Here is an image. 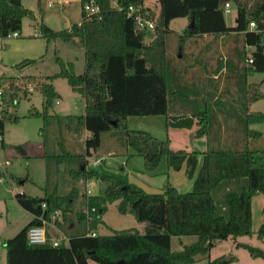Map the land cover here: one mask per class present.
<instances>
[{
	"label": "trees",
	"instance_id": "1",
	"mask_svg": "<svg viewBox=\"0 0 264 264\" xmlns=\"http://www.w3.org/2000/svg\"><path fill=\"white\" fill-rule=\"evenodd\" d=\"M89 3L99 7V14L86 16L83 7ZM157 3L160 12L154 19L153 13L143 8L144 0H80L81 21L56 32L43 23L41 12L35 14L25 8L21 0H0V39L9 33H20L23 19L28 18L39 27L45 39H58L84 51L81 74H75L72 62L56 57L57 74L40 77L39 80L32 76L23 77L22 86L7 85L1 96V139L5 124L18 121L17 116L7 112L8 107L15 108L18 103L17 91H22L23 96L28 95V86L40 91L41 112L31 108L28 114L42 118L45 127L58 98L52 82L56 78L65 79L70 89L84 102V113L78 121L89 136L84 140L85 154L73 155L61 146L58 161L63 158L75 162L77 167L72 175L85 182L95 178L105 183L104 196L89 197L87 202L89 208H96L97 214L92 216L97 220L106 211L98 209V203L117 201L121 214L131 213L136 222L143 225L141 232L124 229L111 235L96 234L92 237L86 233L69 237L68 245L54 248L48 242L38 246L27 245V229L37 223L33 218L15 236L6 240L3 264H192L199 257H205L216 242L253 235L251 204L255 196L264 195V151L220 152L207 149L201 154L173 151L169 148L168 139L161 141L151 133L130 130L126 121L129 117L164 116L168 112L166 37L170 32L168 25L174 19L185 18L188 25L192 22L190 29L188 26L184 28L182 37L209 35L218 38L241 33L244 46L251 50L250 56H245V75L260 73L264 80V0H157ZM226 3L236 14L233 28L225 24L223 7ZM129 7L139 9L142 15L153 20L155 31L140 29L134 18H128ZM250 23L255 25L253 30ZM27 64L23 61L17 67ZM258 86L256 84L254 94L249 96V104L264 98L257 92ZM244 119L246 135L260 136L259 132L254 133L248 127L264 123V112L247 111ZM166 121L167 128L191 130L195 127L196 139L208 135L206 111ZM114 130L124 132L126 147L143 159L147 172L159 167L163 159L167 168L175 172L185 165V175L193 179L191 190L181 194L166 181L162 193L150 194L119 175L87 169V158L99 149L101 135ZM240 179H245L246 186L240 191L226 192V215L221 216L212 192L224 181ZM74 195L73 190L64 195L46 194L43 197L22 193L15 194L14 199L33 217L41 214L43 202L47 205L46 216L59 210L57 227L61 229L67 221L66 215ZM79 220L87 224L93 222L92 218L89 221L87 213H81ZM186 236L195 237V241L182 246L180 251L171 250L172 237ZM259 237H264V228ZM237 247L246 249L254 259H264L261 249L246 244ZM231 261L218 258L205 264H228Z\"/></svg>",
	"mask_w": 264,
	"mask_h": 264
},
{
	"label": "rangeland",
	"instance_id": "2",
	"mask_svg": "<svg viewBox=\"0 0 264 264\" xmlns=\"http://www.w3.org/2000/svg\"><path fill=\"white\" fill-rule=\"evenodd\" d=\"M21 3L35 14L41 12L43 23L56 32L81 21L80 0H21ZM145 7L158 8L157 0H145ZM235 17L234 10L224 14L226 27H234ZM184 27L182 19L172 20L170 32L166 37L169 66L166 74L167 114L129 117L126 121L127 128L151 133L161 141L168 139L169 148L173 151L198 154L207 149L220 152H239L246 149L254 152L264 151V123L248 127L250 131L260 132V136L255 138L246 135L245 113L264 112V98L257 99L251 102L252 104L248 101L249 96L254 94L256 84L259 85L257 92L264 95V80L263 74L260 73L245 75L247 66L245 56L249 57L251 50L244 46L243 35L230 33L222 40L209 35L182 37ZM18 34L17 38L0 40L2 90L10 83L21 85L24 82L23 77L32 76L39 80L40 77L57 74L59 66L56 57L72 63L80 59V49L58 39H45L39 27L28 18L23 19L21 32ZM23 61H27L28 64L22 68L17 67ZM74 72L80 74L81 70L76 68ZM52 85L58 98L45 127L42 118L28 114L31 108L38 112L42 109V95L34 86L33 91L28 92L27 96H23L22 91H17V105L15 108L7 109L8 113L12 112L18 117V121L5 124L4 146H0V239L6 241L12 238L28 224V215L19 207L13 196L14 192L18 191L38 197L46 194L64 195L75 191L66 215L67 221L59 229L60 235L68 238L88 232H95L98 236L111 235L123 229L136 228L139 225L134 216L131 213L121 214L117 209V201L105 203L101 201L98 203V209L100 207L106 210L101 218L97 220L92 216L91 224L80 222L81 213L89 212L87 203L89 197H103L106 185L94 178L89 180L90 184L85 188L86 183L83 179L69 175L71 169L76 170L75 162L63 158H59L58 161L60 147H65V144L67 147L70 146L68 149L72 151L71 154H84V141L78 138L84 133L83 126L78 121L84 109L82 98L70 89L65 79L56 78ZM203 111L207 112L209 131L202 139L194 138L195 127L191 130L167 128V119L191 116ZM223 128L235 133L231 136V141L228 138L223 141L218 135ZM67 131L74 136L77 135L76 141H68ZM124 140V132L120 130L102 134L99 149L95 153L92 152L91 158L88 159L92 163L98 157L95 154H102L106 159L101 167L89 169L119 175L129 184L145 189L150 194L162 193L166 181H170L181 194L191 190L193 179L185 175V165L180 171L175 172L167 168L163 159L159 167L147 172L143 159L133 155V151L126 147ZM19 146L24 155L17 149ZM42 147L46 153L44 157ZM124 148L127 149V154ZM111 150L121 152L117 155L103 154ZM201 159L200 157V164ZM21 181L24 183L19 186ZM148 182H151L152 186L146 185ZM245 186V179L236 182L224 181L212 192L217 212L221 216L226 215L224 205L226 192L240 191ZM251 211L253 230L251 237L245 236L236 240L228 238L216 242L205 257H199L198 261L192 264H205L208 260L218 258L232 259L228 264H264V259H254L246 249L237 247L246 244L264 251V237H259L264 228L263 194H258L252 199ZM70 225L73 227L70 228ZM194 241L193 236L172 237L171 250L180 251L183 245ZM4 254V249H1L0 262L4 261Z\"/></svg>",
	"mask_w": 264,
	"mask_h": 264
},
{
	"label": "built area",
	"instance_id": "3",
	"mask_svg": "<svg viewBox=\"0 0 264 264\" xmlns=\"http://www.w3.org/2000/svg\"><path fill=\"white\" fill-rule=\"evenodd\" d=\"M224 14H229L232 12L231 6L229 3H226L223 7ZM83 11L86 14V16H92L99 14V7L96 6L93 3H89L84 5ZM128 18H134V21L136 22L137 26L140 29H145L148 32H154L156 24L153 20L148 19L146 16L142 15L140 13L139 9H135L133 7H129L126 13ZM250 29L253 30L255 25L253 23H250L249 25ZM19 35L16 32L7 34L3 39H10V38H17ZM2 89H0V112L2 110ZM33 88L32 86L28 87V92H32ZM1 136H0V144H1ZM7 164V163H6ZM88 166H91V168H94L98 166L100 163L99 161H96L94 163H87ZM89 193V192H88ZM15 194H22L21 191L14 192L13 196ZM41 214L34 216L33 218L36 220V225H33L27 229L26 232V243L28 246H38L46 244L47 242L50 243V245L54 248L60 247L61 244L68 245V237L64 235H60L59 228L57 227V222L60 220V212L59 210H54L48 216L45 215V211L47 209V205L45 202L41 203ZM97 210L96 208L92 207L90 208L89 212H87V215H89V221H91V216L96 215ZM54 230L56 232L54 235H51L49 232L50 230ZM90 236L95 237V232L88 233ZM6 247V241L0 239V250L4 249Z\"/></svg>",
	"mask_w": 264,
	"mask_h": 264
},
{
	"label": "crops",
	"instance_id": "4",
	"mask_svg": "<svg viewBox=\"0 0 264 264\" xmlns=\"http://www.w3.org/2000/svg\"><path fill=\"white\" fill-rule=\"evenodd\" d=\"M143 8H145L146 9V11H151L152 13H153V16H154V19H157V17L159 16V6H158V8L156 7V8H154V9H149V8H146L145 7V0H144V4H143ZM232 11H233V9H232ZM182 20H183V22H184V24H185V27H187L188 26V22H187V20L185 19V18H181ZM172 22V21H171ZM171 22L169 23V25H168V29L170 28V25H171ZM78 24V23H77ZM71 27V26H70ZM70 27H67L66 29H68V28H70ZM184 27V28H185ZM184 28H183V31H184ZM19 35V34H18ZM19 37V36H18ZM224 38V36H219V39L220 40H222ZM0 45H1V41H0ZM77 49H80V59H79V61H76V63H73L74 64V70L76 69V68H79L80 70H81V73H82V71H83V67H84V51H83V49L80 47L79 48V46H75ZM70 62V61H69ZM78 62V63H77ZM79 64V65H78ZM80 73V74H81ZM83 109H84V102H83ZM257 112V111H256ZM83 113H84V110H83ZM83 113L81 114V115H83ZM249 129V128H248ZM69 130V129H68ZM68 132V133H67ZM66 132V136H67V138H68V141L70 142H72V141H76V139H77V135L76 136H74V134L73 133H70V131H67ZM252 132H254V133H257L256 131H252ZM260 133V132H259ZM235 133H233L231 130H227L226 128H223V129H221L220 130V132H219V134L218 135H220L221 136V138H223V141L224 140H227V138H228V140H232V137L231 136H233ZM89 136V133L87 132V131H85L84 130V133L83 134H81V136L80 137H78V138H81V140H85L87 137ZM203 138V137H202ZM72 144V143H71ZM0 146L1 147H3L4 146V139H3V137H2V144H0ZM20 147V146H19ZM63 147V149L64 150H66L67 152H72L70 149H68V148H70V146H68L67 147V145L65 144V147L64 146H62ZM84 147H85V145H84ZM43 148V147H42ZM123 150H125V153L127 154V149H123ZM24 152V151H23ZM118 152H121V151H115V150H111V151H108V152H106V153H103V154H105V155H112V154H114V155H117V153ZM79 154H81V153H79ZM84 154H85V150H84ZM95 155H97L98 157L97 158H95V160L92 162V163H94V162H96V161H99V165L98 166H96V167H101L102 166V164H103V162H104V160L106 159V157H104V155H102V154H95ZM42 156L44 157L45 156V150H44V148H43V153H42ZM92 156V155H91ZM91 158V157H90ZM87 163H91L90 161H89V159L87 158ZM91 166H88V164L86 165V168L87 169H89ZM72 172H73V169H71V171L69 172V175H71V176H73L72 175ZM142 175H144V174H142ZM141 175V176H142ZM74 177V176H73ZM24 182L23 181H21V182H19V186H22V184H23ZM86 183V185H85V188H87V185L88 184H90L89 183V181H87V182H85ZM169 183H170V181H169ZM171 185H172V183H170ZM146 185H150V186H152V184H151V182H148V183H146ZM173 186V185H172ZM176 190H177V188L175 187V186H173ZM142 190H144L145 191V189H142ZM146 193H148L147 191H145ZM68 194V193H67ZM85 194V193H84ZM27 196H30V197H38V196H34V195H27ZM20 207V206H19ZM21 208V207H20ZM22 209V208H21ZM23 210V209H22ZM24 211V210H23ZM25 213H26V215H28V217H29V220H28V222L27 223H30L31 221H32V219H33V216L30 214V213H28V212H26L25 211ZM139 226H137L136 228H130V229H135V230H137V231H139V232H141V231H143V225H141V224H138ZM141 225V226H140ZM70 228H72L73 226L72 225H70L69 226ZM141 228V229H139V228ZM50 230V229H49ZM124 230V229H123ZM54 231V230H53ZM263 231V230H262ZM50 233H51V235H54L56 232H52V230H50L49 231ZM89 233V232H88ZM6 240H8V239H6ZM182 245V244H181ZM184 246V245H183ZM5 262V254H4V261L3 262H0V264H3Z\"/></svg>",
	"mask_w": 264,
	"mask_h": 264
},
{
	"label": "water",
	"instance_id": "5",
	"mask_svg": "<svg viewBox=\"0 0 264 264\" xmlns=\"http://www.w3.org/2000/svg\"><path fill=\"white\" fill-rule=\"evenodd\" d=\"M192 27V22L188 25V28L190 29ZM19 151H20V153L22 154V155H24V153L22 152V150H21V147H18L17 148Z\"/></svg>",
	"mask_w": 264,
	"mask_h": 264
}]
</instances>
